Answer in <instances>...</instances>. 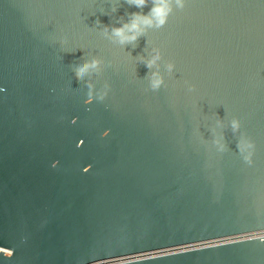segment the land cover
Instances as JSON below:
<instances>
[{
  "label": "water",
  "instance_id": "obj_1",
  "mask_svg": "<svg viewBox=\"0 0 264 264\" xmlns=\"http://www.w3.org/2000/svg\"><path fill=\"white\" fill-rule=\"evenodd\" d=\"M136 11L0 0V264H264V0H185L137 46L102 34ZM94 56L103 100L72 73Z\"/></svg>",
  "mask_w": 264,
  "mask_h": 264
},
{
  "label": "clouds",
  "instance_id": "obj_2",
  "mask_svg": "<svg viewBox=\"0 0 264 264\" xmlns=\"http://www.w3.org/2000/svg\"><path fill=\"white\" fill-rule=\"evenodd\" d=\"M130 7L141 9V11L127 13V19L124 16L119 18L118 23L102 25V34L113 43L120 46L136 45L140 37L145 36L149 29L162 28L168 21L169 16L175 9H183L185 7V0H126ZM149 11L144 13L142 9L149 7ZM113 11H117L114 9ZM97 25H101L99 20L96 21ZM119 25V26H117ZM162 59V53L159 48L153 47L151 49L150 57L141 56V63H143L149 72L145 77L148 79V86L152 91H158L165 85L164 75L161 73L159 62ZM104 61L99 57H92L89 60H84L82 63L72 68L74 78L78 81H85L88 89L87 96L103 100L110 90V85L105 83L104 86L96 91V85L92 79L93 76L100 74L103 71L102 65ZM165 68L169 74H172L175 69V64L167 62ZM85 77H88L85 80ZM189 91H193L194 87L189 85ZM219 117V116H217ZM223 119L219 117L218 123ZM231 131L235 134L240 128L238 119L233 118L230 122ZM213 144L216 146L217 151L223 152L227 145L223 142V138H214ZM240 152H244L247 148L252 147L250 144H245L244 148L237 145ZM244 159L251 163L250 156H245Z\"/></svg>",
  "mask_w": 264,
  "mask_h": 264
}]
</instances>
